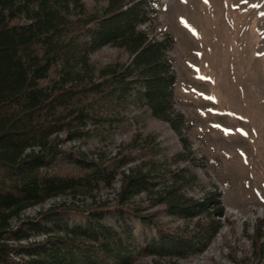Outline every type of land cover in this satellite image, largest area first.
I'll use <instances>...</instances> for the list:
<instances>
[{
    "label": "trees",
    "instance_id": "obj_1",
    "mask_svg": "<svg viewBox=\"0 0 264 264\" xmlns=\"http://www.w3.org/2000/svg\"><path fill=\"white\" fill-rule=\"evenodd\" d=\"M94 2L0 0V264H134L143 256L175 264L205 252L221 229V193L194 200L182 191L191 179L185 171L167 181L154 169L119 172L131 159L121 153L105 161L64 149L109 140L130 107L167 123L182 141L188 129L174 107L175 39L142 28L156 18V2ZM105 47L127 61L95 65L91 56ZM118 177L115 204L97 201ZM142 195L146 207L135 204ZM164 217L195 222L171 230ZM256 254L264 264V252Z\"/></svg>",
    "mask_w": 264,
    "mask_h": 264
},
{
    "label": "rangeland",
    "instance_id": "obj_2",
    "mask_svg": "<svg viewBox=\"0 0 264 264\" xmlns=\"http://www.w3.org/2000/svg\"><path fill=\"white\" fill-rule=\"evenodd\" d=\"M153 1L156 18L142 28L159 40L165 34L175 39L169 58L177 76L174 107L188 126L185 141L167 123L130 107L120 111L123 122L109 140L95 137L64 149L97 152L105 161L121 153L131 159L119 172L154 169L167 181L185 171L191 179L183 193L196 201L221 193L225 217L205 252L175 264H256L257 251L264 252V0ZM127 59L113 47L91 56L97 66ZM109 193L101 187L97 201L113 206ZM149 202L147 195L135 199L141 207ZM49 204L28 209L22 218L36 217ZM156 209L161 206L149 212ZM160 221L171 230L195 222ZM134 264L173 262L143 256Z\"/></svg>",
    "mask_w": 264,
    "mask_h": 264
},
{
    "label": "built area",
    "instance_id": "obj_3",
    "mask_svg": "<svg viewBox=\"0 0 264 264\" xmlns=\"http://www.w3.org/2000/svg\"><path fill=\"white\" fill-rule=\"evenodd\" d=\"M117 183H118V184H115V185H114V189H113V191H110V194H109V196H108V197H109V200H110V201H113V202H115L114 200L116 199V193H117V191H118L119 188H120V177H118ZM64 201H66L67 204L71 203V199L69 198V199H63V200H61V199H57L56 201H49V202H51V203L49 204V202H47L46 204H49V206L51 207V206H52L53 204H55V203L59 204V203L64 202Z\"/></svg>",
    "mask_w": 264,
    "mask_h": 264
}]
</instances>
